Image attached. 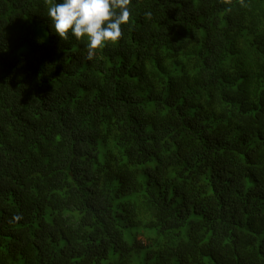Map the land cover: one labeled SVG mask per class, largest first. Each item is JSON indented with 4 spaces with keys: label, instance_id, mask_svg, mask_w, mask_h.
Segmentation results:
<instances>
[{
    "label": "trees",
    "instance_id": "trees-1",
    "mask_svg": "<svg viewBox=\"0 0 264 264\" xmlns=\"http://www.w3.org/2000/svg\"><path fill=\"white\" fill-rule=\"evenodd\" d=\"M48 7L0 0V264H264V0H131L91 59Z\"/></svg>",
    "mask_w": 264,
    "mask_h": 264
},
{
    "label": "clouds",
    "instance_id": "clouds-1",
    "mask_svg": "<svg viewBox=\"0 0 264 264\" xmlns=\"http://www.w3.org/2000/svg\"><path fill=\"white\" fill-rule=\"evenodd\" d=\"M131 0H48L47 18L61 40L86 42L88 59L97 49L117 42L130 17Z\"/></svg>",
    "mask_w": 264,
    "mask_h": 264
}]
</instances>
